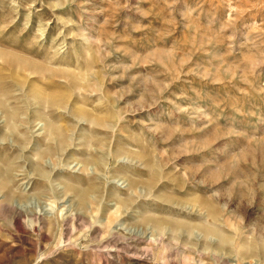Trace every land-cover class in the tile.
<instances>
[{"label":"rangeland","instance_id":"obj_1","mask_svg":"<svg viewBox=\"0 0 264 264\" xmlns=\"http://www.w3.org/2000/svg\"><path fill=\"white\" fill-rule=\"evenodd\" d=\"M0 264H264V0H0Z\"/></svg>","mask_w":264,"mask_h":264},{"label":"bare ground","instance_id":"obj_2","mask_svg":"<svg viewBox=\"0 0 264 264\" xmlns=\"http://www.w3.org/2000/svg\"><path fill=\"white\" fill-rule=\"evenodd\" d=\"M52 128V127H51Z\"/></svg>","mask_w":264,"mask_h":264}]
</instances>
